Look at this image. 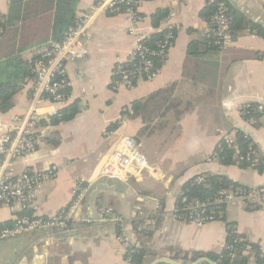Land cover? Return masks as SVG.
Instances as JSON below:
<instances>
[{
	"label": "crops",
	"instance_id": "1",
	"mask_svg": "<svg viewBox=\"0 0 264 264\" xmlns=\"http://www.w3.org/2000/svg\"><path fill=\"white\" fill-rule=\"evenodd\" d=\"M220 1L229 13L243 17L245 26L230 35L225 46H209L195 56L187 49L191 41L206 35L210 20L203 12L208 0L139 4L140 33L150 37L167 25L175 31L153 80H139L129 89L111 88L114 67L125 59L131 38L125 15L99 11L89 25L87 55L66 62L71 87L63 103L38 98L34 79L20 83L8 109L0 111V134L11 116L24 114L36 100L37 146L33 155L11 161L7 172L14 177L26 170L55 167L54 175L41 184L36 210L25 213L57 215L71 202L75 183L83 180L87 193L80 214L88 221L73 223L67 231L37 230L1 240L0 264H35L36 253L43 256L42 264H129V247L119 241L121 231L132 246L144 247L143 264L159 257L171 259L175 252L170 248L218 253L225 243L226 223L264 255V203L239 199L227 203L222 221L197 224L173 218L181 187L193 176L217 174L250 188L264 186V169L259 173L251 166L225 165L215 153L223 135L234 137L240 130L254 142L264 164V119H245L242 113L247 104H264V59L258 56L264 53V36L250 29L255 25L264 33V0ZM9 2L0 0L1 15L7 14ZM94 2L79 0L76 16L89 14ZM24 7L19 32L17 25L4 34L0 28V79L8 72L4 61L9 49L21 62H30L33 46L48 37L53 2L27 0ZM156 10L167 15L153 26ZM68 106L76 114L53 123L52 117ZM123 136L141 145L152 170L145 169L127 182L98 176L104 159ZM109 207L121 227L101 219L102 210ZM17 210L16 214L24 213ZM13 216L8 207L0 206V226L10 224Z\"/></svg>",
	"mask_w": 264,
	"mask_h": 264
},
{
	"label": "built area",
	"instance_id": "2",
	"mask_svg": "<svg viewBox=\"0 0 264 264\" xmlns=\"http://www.w3.org/2000/svg\"><path fill=\"white\" fill-rule=\"evenodd\" d=\"M143 0H95L89 14L81 16L75 24L69 28L59 41L46 40L33 46V57L30 61V71L34 76L35 92L38 98H47L53 103H63L67 90L71 87L66 62L71 59H83L87 55L88 40L90 38L89 25L92 17L99 11L109 14L125 15L127 20V33L131 38V47L123 61H118L113 70L111 88L129 89L139 80H153L160 73L157 60L163 59L167 50L172 45L175 37L173 27L167 25L162 30L164 35L157 41L155 48L147 45L148 37L138 30V7ZM214 4L215 11L206 28V35L213 39L218 47L225 46L230 41L226 7L220 0H208ZM256 110L264 119V104L255 103ZM250 104L245 105L248 107ZM39 112L34 100L29 109L22 115L10 117L9 124L0 134V206H6L13 213V220L9 225L0 226V241L19 237L28 232L37 230L58 229L67 231L71 224L88 221L82 218L81 206L87 193V185L83 180L75 183L72 191L71 202L61 209L57 215L43 216L33 213H25L36 210L35 199L39 193L41 184L55 173V167L43 170H26L12 177L7 172L8 164L17 159L31 156L36 151L37 138L35 131L39 122ZM108 134V133H105ZM247 137H249L246 134ZM223 140L232 145L234 137L223 135ZM250 138V137H249ZM236 152L239 151L236 149ZM259 153L251 150L246 156H239V160H245L250 166L256 165ZM147 165L145 155L141 151V145L131 137H121L114 144L112 150L100 166L99 175L103 178L127 182L129 179L141 174ZM197 181H202L198 176ZM221 197L215 201L229 203L232 200H242L249 203L264 202V186L252 188L251 191L232 192L221 190ZM184 204L181 209L175 205L173 218L184 222L203 224L218 220L222 211L216 214L206 212L204 202L187 200L182 198ZM19 205V208L16 207ZM17 209L23 211L16 214ZM181 211V212H180ZM101 219L111 221L121 227V220L114 215L111 208H104ZM119 241L133 251L128 237L121 231ZM234 241H238L235 239ZM136 247V246H134ZM229 248H234L230 245Z\"/></svg>",
	"mask_w": 264,
	"mask_h": 264
},
{
	"label": "trees",
	"instance_id": "3",
	"mask_svg": "<svg viewBox=\"0 0 264 264\" xmlns=\"http://www.w3.org/2000/svg\"><path fill=\"white\" fill-rule=\"evenodd\" d=\"M27 0H10L8 12L5 15L0 14V28L2 34L5 32L12 31V27L17 25V32L21 29L24 14V3ZM79 0H50L53 2L52 8V17L50 18L49 23V34L47 39L54 41H59L63 38L66 31L71 28L78 17L76 16V5ZM203 12L204 18L209 21L211 16L215 11L214 4H208ZM167 11L165 10H156L152 14V24L157 26L159 21L166 17ZM227 22H228V32L230 35H236L240 33L244 26L245 21L243 17L236 13H229L226 10ZM20 25V26H19ZM11 28V29H10ZM251 31L263 34V30L255 25L250 26ZM174 31V29H173ZM175 32V31H174ZM164 32H159L152 34L146 40L147 45L151 48H155L157 41L162 39ZM40 43V42H39ZM210 44V45H209ZM217 48V45L213 43V39L207 35L203 36L201 40H193L189 43L187 53L188 55H198L207 51L208 47ZM25 46L23 47V49ZM22 50L18 49V51ZM15 50L9 49L5 53V63L8 67V72L3 75V78L0 79V111L5 112L11 102V99L15 92L19 89L20 83L25 78L34 79L33 74L30 71V62L23 61L21 62ZM17 51V50H16ZM260 58L264 59V53L258 55ZM161 59L157 60L160 61ZM159 65V64H158ZM77 110L73 106H68L63 109H60L53 117L52 122L58 123L63 120L71 119ZM242 113L245 119L260 117V113L256 110V104L250 103L248 107L242 109ZM232 145H236V149L239 153L236 152L233 146H229L224 140H221L218 145L215 153L218 160L225 165L235 164L241 168L250 166V163L245 160H239V156H246L249 151L255 150L259 153L254 142L240 130H235L234 140ZM261 173L264 169L263 158L259 153L258 161L256 165L251 166ZM201 176L202 181L198 182L197 177ZM221 190H229L232 192L239 191H251L252 188L242 185L240 183L234 182L228 179L226 176L217 175V174H204L197 175L190 178L186 181L182 187L180 195L176 199V207L181 209L183 203L181 202L182 198L187 200H198L199 202H204L206 205V212H212L216 214L218 210L222 211V216L218 220L222 221L224 219V209L226 203L222 201H215L221 196L218 194ZM255 205V204H249ZM259 206L256 205L255 208ZM182 210V209H181ZM181 212V211H180ZM9 224H3L5 226ZM237 239L238 241H234ZM230 245H233L234 248H229ZM133 251H129L126 259L129 264H143V257L145 255L144 247H132ZM171 251L175 253L171 256V259L178 261L181 260L184 264L190 263L200 257H207L214 261L217 264H264V255L260 252L258 246L254 243H251L245 239V237L239 234L232 223H226V238L222 250L218 253L215 252H186L175 250L170 248ZM165 264V263H158ZM199 264H207L201 262Z\"/></svg>",
	"mask_w": 264,
	"mask_h": 264
},
{
	"label": "water",
	"instance_id": "4",
	"mask_svg": "<svg viewBox=\"0 0 264 264\" xmlns=\"http://www.w3.org/2000/svg\"><path fill=\"white\" fill-rule=\"evenodd\" d=\"M33 250L36 253V247L35 246L33 247ZM43 260L44 259H43V256L41 254H37V253L35 254V264H42ZM201 262H205L207 264H217L207 257H200V258H198V259H196L190 263H187V264H199ZM158 263L180 264V263H177V262H175L171 259L165 258V257L156 258V259L152 260L151 262H149L148 264H158Z\"/></svg>",
	"mask_w": 264,
	"mask_h": 264
},
{
	"label": "rangeland",
	"instance_id": "5",
	"mask_svg": "<svg viewBox=\"0 0 264 264\" xmlns=\"http://www.w3.org/2000/svg\"><path fill=\"white\" fill-rule=\"evenodd\" d=\"M234 201H236V200H232V201H230L229 203H232V202H234ZM264 203V202H263ZM261 204V203H260ZM110 208V207H109ZM112 209V208H111ZM1 251H2V249H0ZM181 264H184L183 262H181Z\"/></svg>",
	"mask_w": 264,
	"mask_h": 264
},
{
	"label": "bare ground",
	"instance_id": "6",
	"mask_svg": "<svg viewBox=\"0 0 264 264\" xmlns=\"http://www.w3.org/2000/svg\"><path fill=\"white\" fill-rule=\"evenodd\" d=\"M67 69V68H66Z\"/></svg>",
	"mask_w": 264,
	"mask_h": 264
}]
</instances>
